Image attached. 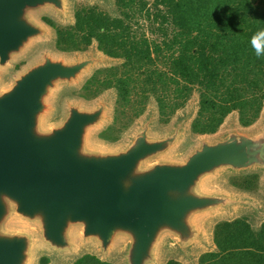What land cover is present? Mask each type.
<instances>
[{
	"label": "water",
	"instance_id": "water-1",
	"mask_svg": "<svg viewBox=\"0 0 264 264\" xmlns=\"http://www.w3.org/2000/svg\"><path fill=\"white\" fill-rule=\"evenodd\" d=\"M70 8L69 0H0V83L35 44L54 38L37 14L71 25ZM78 56L46 51L0 90V264H33L36 253H77L85 244L105 262L119 247L121 264H167L161 252L169 246L176 261L197 264L200 252H217V223L250 212L251 224L261 226L264 208L254 194L216 182L226 174L260 173L264 187V124L242 131L233 112L223 135L201 139L176 162L166 156L180 147L194 112L154 134L153 109L127 145L98 148L91 133L108 120L110 96L91 108L69 103L63 117L45 121L61 86L121 62L95 43Z\"/></svg>",
	"mask_w": 264,
	"mask_h": 264
},
{
	"label": "trees",
	"instance_id": "trees-1",
	"mask_svg": "<svg viewBox=\"0 0 264 264\" xmlns=\"http://www.w3.org/2000/svg\"><path fill=\"white\" fill-rule=\"evenodd\" d=\"M115 4L119 17L90 7L77 10L71 25L47 23L55 30L59 51L84 53L95 43L103 55L121 61L103 70L110 69L111 77L102 81L93 77L99 88L93 97L115 89L118 104L126 105L135 91L141 104L153 95L161 121L167 123L162 117L184 109L196 92L198 111L191 130L199 136L216 134L233 112L244 128L256 123L264 109V57H256L250 40L264 29V0H154L151 4L115 0ZM137 14L146 18L160 42L150 43L145 36L138 39L132 32ZM158 60L166 70L153 68ZM93 79L84 86L85 92L93 87ZM258 178L243 176L237 188L252 193ZM213 240L217 252L203 255L199 264H264V222L258 228L248 217L219 222ZM73 264L111 263L86 254Z\"/></svg>",
	"mask_w": 264,
	"mask_h": 264
},
{
	"label": "rangeland",
	"instance_id": "rangeland-1",
	"mask_svg": "<svg viewBox=\"0 0 264 264\" xmlns=\"http://www.w3.org/2000/svg\"><path fill=\"white\" fill-rule=\"evenodd\" d=\"M110 1H111L110 5L107 4L106 2L103 3L100 0H69V3L73 17L77 10L82 8H90V7H96L98 10L109 14L111 17H119L121 12L117 8L115 4V0H110ZM146 1L149 4H151L154 0H146ZM37 16L52 26L62 27L69 25L68 23H64L61 20H59V18L56 17L55 15L37 14ZM132 21H133L131 22L133 29L132 32H134L137 35L138 39L145 36V38L148 39L150 43H153V41L154 42L161 41L159 36L151 32L150 24L148 23V21H146V18L141 17L139 14H137L136 18H133ZM52 31L54 33L53 39L35 44L20 60H16V62H14L11 65L9 71H7V73L4 75L3 80L0 83V90L7 88L10 85V80L12 77H15L29 63L36 62L37 60H39L42 54L46 51L50 53H55L56 55H62L63 57L68 59H73L75 55L81 56L91 52V48L84 53L83 52L64 53L59 51L56 48V44H55L56 36H55V30L53 28ZM153 68L154 69L158 68L160 71L166 70L161 60H158L157 63L153 66ZM104 69L105 68H98L92 70L88 75L83 77L79 83L71 87L61 86L53 98V111L48 114L45 121L52 123L57 121L59 118L63 117L65 106H67V104L69 103H78L82 107L91 108L94 105H96L98 101L104 99L107 96H110L113 101H112V110L110 111V113H108V120L98 129L92 131L91 141L98 148L107 151H114L128 144L135 130L143 122L144 118L148 115V113L151 112L153 109L157 110V115L151 128V132H153L154 134H162L165 131L167 132L173 129L175 126L176 119L179 116L184 115L186 112L193 111L194 115H196L195 113H197L196 111H198L199 96L196 92H194L192 98L187 103L184 109H179L178 112H176V114L173 116H170L169 114L165 117H162L164 121L167 120L166 121L167 123L163 122V120L161 121V115L158 113L156 99L153 95H148L147 99H144L143 100L144 102L141 104V96L135 91L131 94L130 100L126 105L118 104L119 102L117 101L118 97L116 96L117 92L115 89L106 91L98 98H95L93 97L94 96L93 93H95L94 91L99 90V88H97L98 82L96 81L95 78L93 79V77L97 76V78L100 81H102L106 78V76L107 77L112 76L111 74L112 71L110 69L109 71H105V72L103 71ZM121 71L122 69H120V72ZM91 79H93L91 81V85L93 87H91L90 91L85 92L84 86ZM88 97H93V98H88ZM228 119L226 121H228ZM226 121L225 123H227ZM263 122H264V114H261L260 118L256 121V123L253 126L249 128H244L238 122V128L242 131H249L260 127L262 124H264ZM191 123L192 120L188 125L187 132L185 133L186 136L183 142L181 143L180 147L175 151H173L172 153H170L169 155H167L166 156L167 160L176 161V162L183 161L188 151L191 150L194 145L199 144L201 139L206 138L207 140H214L224 134L225 128L227 126V124L224 123L223 126L219 129V131L214 135L199 136L193 134L191 130ZM252 174L258 175L259 180L256 190L252 191L251 194H254V196L257 197V199L260 201V203L263 205L264 208V187L262 186V181L260 179L261 174L260 173H252ZM246 175L249 174L248 173L240 174V175L226 174L218 182H216V184L219 187L222 186L225 188L227 187L229 189L246 192L244 190L238 189L241 187V181H242L241 178H243V176ZM240 214H242V216L247 214L252 222V216L250 215V212H241ZM221 220L222 219H218L210 222L209 225L210 232H212L213 225H215L217 222ZM254 226L257 227V224L254 223ZM83 246L84 247L79 248L77 253H71V254L62 253L57 255L52 253L50 254L49 251L36 253L38 255L35 261H33V264H42L41 262L42 259H47L48 263L46 264H58L61 263L62 261L66 262V264H72L75 260L86 254L97 256V252L95 250L94 245L85 244ZM161 253H162L161 263L168 262L170 260H176L177 256L179 255L175 249H172L169 246H164ZM121 258L122 256L120 254L119 247H115L114 250L106 257V262L111 264H121L122 263Z\"/></svg>",
	"mask_w": 264,
	"mask_h": 264
},
{
	"label": "clouds",
	"instance_id": "clouds-1",
	"mask_svg": "<svg viewBox=\"0 0 264 264\" xmlns=\"http://www.w3.org/2000/svg\"><path fill=\"white\" fill-rule=\"evenodd\" d=\"M250 45L257 58L264 57V29H260L253 34Z\"/></svg>",
	"mask_w": 264,
	"mask_h": 264
},
{
	"label": "crops",
	"instance_id": "crops-1",
	"mask_svg": "<svg viewBox=\"0 0 264 264\" xmlns=\"http://www.w3.org/2000/svg\"><path fill=\"white\" fill-rule=\"evenodd\" d=\"M244 217H248V218L250 219V217H249L247 214H245L244 216H242V215H237V216L234 217V218H235V219H238V218H244ZM235 219H233V220H235ZM250 222H251V220H250ZM260 225H261V224H260ZM208 253H213V252L202 251V252L198 255V257H197V264H199V260H200V258H201L203 255L208 254ZM174 261H176V260H174ZM177 262L181 263V261H177ZM182 264H183V263H182Z\"/></svg>",
	"mask_w": 264,
	"mask_h": 264
}]
</instances>
